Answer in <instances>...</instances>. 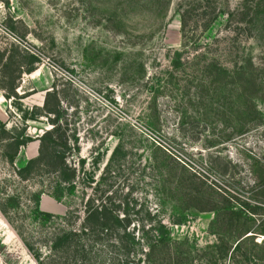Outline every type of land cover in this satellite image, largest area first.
Here are the masks:
<instances>
[{
    "label": "rangeland",
    "instance_id": "374dc122",
    "mask_svg": "<svg viewBox=\"0 0 264 264\" xmlns=\"http://www.w3.org/2000/svg\"><path fill=\"white\" fill-rule=\"evenodd\" d=\"M263 238L264 0H0V264H264Z\"/></svg>",
    "mask_w": 264,
    "mask_h": 264
},
{
    "label": "trees",
    "instance_id": "16d2710c",
    "mask_svg": "<svg viewBox=\"0 0 264 264\" xmlns=\"http://www.w3.org/2000/svg\"><path fill=\"white\" fill-rule=\"evenodd\" d=\"M21 60H20V64L17 67L18 68V72L19 74H30L35 70V65L39 63L40 59L38 58V56L34 53H32L29 50H25L21 52ZM10 83L12 80H9ZM15 88H17V86L13 83L10 87V92H12L13 96H17L16 93L14 92ZM35 111V110H34ZM33 109L31 110V114H35L36 112H34ZM47 134V133H46ZM25 143V141L23 140H15L14 141V145L16 147V149H19V147L23 146ZM43 155V147L42 145H40L39 148V154L37 157V160H39V158H41V156ZM35 160H30L27 165L18 170L17 174L22 177L25 178L26 175L30 172L32 165L34 164ZM36 258V262H38L40 260L39 256H35Z\"/></svg>",
    "mask_w": 264,
    "mask_h": 264
},
{
    "label": "water",
    "instance_id": "95a60500",
    "mask_svg": "<svg viewBox=\"0 0 264 264\" xmlns=\"http://www.w3.org/2000/svg\"><path fill=\"white\" fill-rule=\"evenodd\" d=\"M251 236V235H250ZM263 241H264V238H263Z\"/></svg>",
    "mask_w": 264,
    "mask_h": 264
}]
</instances>
